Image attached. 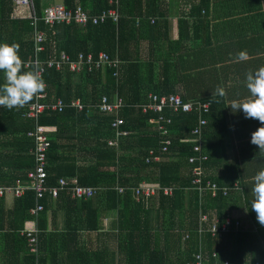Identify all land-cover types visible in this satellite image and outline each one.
Wrapping results in <instances>:
<instances>
[{"label":"trees","instance_id":"1","mask_svg":"<svg viewBox=\"0 0 264 264\" xmlns=\"http://www.w3.org/2000/svg\"><path fill=\"white\" fill-rule=\"evenodd\" d=\"M49 1H34L38 17L42 16ZM159 1L61 0L67 9L81 6L90 15L118 8L120 17L117 22L107 19L104 23L94 25L90 22L87 26L74 22L58 25H47L42 20L38 22V29L45 34V51L40 54L41 60L56 57L60 52H65L73 60L80 54L89 53L97 59L103 51L112 60L118 59L120 64L91 72L84 70L78 76L67 66L62 70L46 69L44 80L49 94L62 98L67 104L63 111L46 114L39 119V124L45 127H57L55 133H49L45 167L47 185L57 186L61 177H76L79 185L94 187L97 192L88 199L73 198L68 189L61 190L56 198L47 193L39 202L43 210L37 216L30 213L36 203L32 190L15 197L13 208L8 210L0 200V264H187L193 263L194 256L199 252L205 254V264H224V261L229 264H264V226L257 222L252 211L248 212L251 221L248 217L247 223L244 221L247 214L244 218L235 212L249 204L251 187L237 177L214 175L213 154L206 153L207 148H214L218 140V133L213 136V113L217 101L209 98L191 102L209 103L208 112L202 113H181L165 108L164 117L171 120L165 122L171 134L167 151L162 150L164 136H161L158 126L149 121L158 115L151 111L142 112L141 105L149 100L150 93L158 96L174 94L165 87V80H154L155 71L151 63L143 69L129 50L132 39L144 24L143 20L157 15L155 8L159 9ZM198 3L197 11L201 12L208 6L209 0H198ZM12 12V1L0 0V30L8 24L12 26L10 33L0 36V41L16 43L24 63L33 53V41L30 38L25 40L23 36L25 33L26 37L30 36L34 28L30 19L10 20ZM27 69L33 70L31 67ZM102 95L111 100L119 97L123 102L120 110L124 119L122 129L129 134L120 139L118 150L107 144L108 139L114 137L111 126L114 115L102 114L96 109L88 111V107L98 104ZM74 99L82 101L84 110L78 111L70 106ZM182 99L188 101L184 97ZM10 114L13 121L16 115L21 120L24 110ZM200 116L206 120L200 129L202 151L207 156L204 161L196 159L202 151L194 150L197 136L191 132L199 126ZM6 119L7 115H0V126L8 121ZM25 119L21 121L23 126L17 128L23 133L20 143L23 144V139L25 144L10 157L12 162H9V167L13 166L14 173H3L9 178L5 184L26 180L27 172L34 166V143L26 136L34 123ZM79 124L87 126L80 127ZM67 125L77 126L78 138L84 137V144H89L85 147H89V152L94 155L88 164H78L68 155L61 154L65 147L63 132ZM4 145L5 142L2 147ZM151 150L159 157L158 161L150 156ZM194 157L196 161L190 162ZM198 165L202 167L203 173L198 177L202 178L203 185L211 181L218 186L216 196H212L210 190L200 192L194 188L193 180L197 176L193 171ZM147 172L153 175L143 176ZM143 181L157 183L162 188L174 187L173 193L164 195L161 189L152 198H142L138 202L134 197V188ZM2 182L0 180V185L4 184ZM118 186L124 188L123 193H119ZM101 208L117 212L116 230L100 232ZM60 209L66 214L63 231L56 225ZM50 215L52 229L48 227ZM204 216L207 219L202 221ZM227 217L233 221L231 230L226 235L213 236L212 226L223 223ZM29 220L39 230L36 251H33L34 247L25 233ZM236 221L239 227L233 230ZM200 227L203 233L199 232ZM85 231L101 233L107 238L102 244L95 243L89 248L86 239H83ZM186 233L188 237L184 239ZM112 243L116 245L115 250L111 247Z\"/></svg>","mask_w":264,"mask_h":264},{"label":"crops","instance_id":"2","mask_svg":"<svg viewBox=\"0 0 264 264\" xmlns=\"http://www.w3.org/2000/svg\"><path fill=\"white\" fill-rule=\"evenodd\" d=\"M61 3V0H50L48 6ZM198 5V0H160L159 9L155 8L157 15L143 20L144 24L132 39L129 50L134 59L143 65V69H146V64L151 63L155 71L154 80H165V87L171 89L174 94L181 95L190 102L209 98L217 101L213 113V136L218 133V140H215L214 148L209 147L207 152L205 151L207 154H213V174L227 178L237 177L244 180L247 187H252L249 185L253 183V176L264 168V153L249 142L251 132L260 122L252 118L246 119L239 110L233 113L226 104L246 98L249 94L245 87V74L264 66V0H209L208 6L201 12L197 11ZM22 19L28 18L12 12L10 20ZM11 29V24L6 25L0 30V36L10 33ZM23 37L33 41V32L27 37L25 33ZM241 51L245 52L247 57L243 61L237 59V54ZM30 57L24 61L26 68H29L26 63ZM78 74L76 73V76ZM217 86L223 87V96L215 94ZM28 104L30 103L12 109L0 106V115H7L8 120L0 126V144L5 142L4 147L0 145V154L6 155L0 156V180L4 182L3 185H9L5 184L9 182V178L3 176V173L13 171V166L9 167V162H12L10 157L17 154L25 144L23 139V144L20 143L19 138L23 133L17 131V128L22 127V122L26 119L22 116L20 120L16 115L13 121L10 112L17 114L19 110H24L25 114ZM49 128L51 133L57 130L54 126ZM64 129L65 147L61 154L68 155L78 164H88L94 154L89 152V147H85L89 145L84 144L85 138H78V127L67 125ZM152 175L150 172L143 174L145 177ZM0 200L8 210L13 208L15 197L7 195ZM239 210L235 211L236 214H242L244 218V214H247L244 221L249 222L248 212L252 211L250 202ZM252 212L256 218L255 212ZM65 220L66 214L60 209L56 220L60 231L66 228ZM116 220V211L101 208L100 232L116 230ZM34 226L35 223L29 220L25 229ZM48 227L53 228L51 215ZM82 234L89 248L94 247L95 243L102 244L107 238V235L93 231H85ZM115 246L111 244L114 250Z\"/></svg>","mask_w":264,"mask_h":264},{"label":"built area","instance_id":"3","mask_svg":"<svg viewBox=\"0 0 264 264\" xmlns=\"http://www.w3.org/2000/svg\"><path fill=\"white\" fill-rule=\"evenodd\" d=\"M13 5V11L20 17H25L31 20V25L34 28L33 31V42L34 51L30 60L26 63L27 67H31L33 71H36L38 75L41 76L44 87L43 89L33 96V102L28 104L24 117L30 119L34 123V127L27 133V136L33 140V156H34V166L27 172L26 180H17L15 184L2 185L0 186V197L11 195L14 197H19L23 195L27 190H32L35 194L36 203L35 206L30 210V213L37 216L42 210L43 205L40 200L45 197L48 193L52 197L56 198L61 190L68 189L73 198L78 199H88L93 197L97 189L90 186L79 185L76 177L68 178L61 177L58 181V185L50 187L47 185V172L45 167L47 165V152L49 149V133L50 128L39 124V119L41 116L46 114H52L55 112H61L65 109L67 104L62 98H57L52 96L48 92V84L44 80V74L46 69L54 68L56 70H62L64 66L74 73H80L84 70L93 71L104 69L106 66L118 67L120 61L118 59L112 60L106 52H100L98 58L95 59L93 54L89 53L87 55L80 54L76 60L71 59V57L65 52H60L56 57H50L46 60H41L40 54L45 51L44 41L45 34L43 31L38 29V22L42 20L47 25H58V24H69L76 23L79 26H87L88 23H93L94 25L104 23L107 19H111L117 22L120 13L118 8H111L109 10L103 11L98 15H90L89 12L83 10L81 6H77L74 9H67L62 4H54L46 7L43 10L41 17H38L35 9V0H11ZM24 11V13H22ZM71 107H75L78 111H82L85 105L80 99H74L70 102ZM123 107V102L119 97H115L111 100L107 95H102L96 106L88 107V111L92 112L93 109L98 110L102 114H112L114 119L112 120L111 126L114 130V137L108 139L107 144L109 147L119 149V141L123 136L129 134V131L123 130L124 119L120 116V110ZM142 112L148 113L152 112L157 114L158 117L151 118L149 121L158 126V130L163 138V151H167L168 145L171 143L170 130L165 126V122L169 123L171 120L164 117V109L170 108L174 112H192V111H202L208 112L209 103L196 104L190 101H184L182 97L178 94H170L168 96H158L156 94H149V100L141 105ZM206 124V120L202 119L200 116L199 126L194 128L191 132L192 135H196L197 139L194 146L195 151H202V138L200 129ZM203 153V151H202ZM200 154L198 158L200 161L207 159V156L203 153ZM150 156L154 160L158 161L159 157L154 155V151H150ZM195 157L190 159V162L196 161ZM194 175L197 177L193 180L194 188L199 189L200 192L204 190H210L212 196H216L218 186L216 183L207 181L205 186L202 183V178L198 177L202 175V167L198 165L194 168ZM119 193L124 192L123 187H117ZM163 190L164 195H171L173 193L174 187L162 188L160 185L154 182L143 181L139 186L134 188V197L139 202L142 198H152L159 190ZM224 193L227 194V190L224 189ZM207 219L206 216L202 217V221ZM233 221L231 217H227L223 223H215L211 228V233L213 236L218 234L226 235L232 228ZM234 227H239V222L234 223ZM199 232L203 233L202 227L199 228ZM25 233L29 238L30 244L34 247L33 251H36V244L38 243L37 234L39 230L37 226L30 229H25ZM188 237V234L184 235V239ZM215 254H213L214 256ZM195 261L193 263L189 262L187 264H205V254L201 252L197 253L195 256ZM217 264V263H213ZM224 264H229L228 261H224Z\"/></svg>","mask_w":264,"mask_h":264},{"label":"clouds","instance_id":"4","mask_svg":"<svg viewBox=\"0 0 264 264\" xmlns=\"http://www.w3.org/2000/svg\"><path fill=\"white\" fill-rule=\"evenodd\" d=\"M246 58L243 51L237 54L240 61ZM0 76V106L5 108L23 107L44 87L41 76L25 67L19 55V46L14 42L0 41ZM245 87L249 95L241 100H233L226 106L233 113L239 110L246 119L260 122L251 132L249 142L264 153V66L245 74ZM215 94L223 96V87L217 86ZM252 180L250 207L256 214L257 222L264 225V168L258 170Z\"/></svg>","mask_w":264,"mask_h":264}]
</instances>
